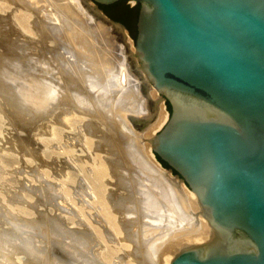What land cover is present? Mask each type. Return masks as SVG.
I'll return each mask as SVG.
<instances>
[{
    "label": "water",
    "instance_id": "95a60500",
    "mask_svg": "<svg viewBox=\"0 0 264 264\" xmlns=\"http://www.w3.org/2000/svg\"><path fill=\"white\" fill-rule=\"evenodd\" d=\"M77 1L84 29L119 51L141 109L112 103L107 117L186 222L147 262L204 219L207 238L165 264H264V0H127L140 5L136 38L100 7L120 0ZM71 3L60 8L75 22Z\"/></svg>",
    "mask_w": 264,
    "mask_h": 264
},
{
    "label": "rangeland",
    "instance_id": "374dc122",
    "mask_svg": "<svg viewBox=\"0 0 264 264\" xmlns=\"http://www.w3.org/2000/svg\"><path fill=\"white\" fill-rule=\"evenodd\" d=\"M69 1L78 21H70L60 8ZM76 3L0 0V67L19 61L25 85L50 86L49 98L33 115L19 110L18 94L0 72V264H47L49 257L50 264H152L147 262L151 244L186 229L185 221L170 225L172 217L179 218L177 223L181 217L170 214L163 200L161 207L147 208L148 200L160 195L169 203V192L138 156L125 152L129 137L123 125L107 117L112 103L132 106V112L141 109L128 82L116 78L127 73L119 69V51L99 43L101 31L84 29ZM78 35L85 44L77 43ZM96 84L110 94L105 109L95 105ZM54 86L60 96L55 99ZM144 227L149 235H143ZM7 237L13 243L10 261L2 257ZM192 240L163 245L156 263H165V256Z\"/></svg>",
    "mask_w": 264,
    "mask_h": 264
},
{
    "label": "bare ground",
    "instance_id": "6f19581e",
    "mask_svg": "<svg viewBox=\"0 0 264 264\" xmlns=\"http://www.w3.org/2000/svg\"><path fill=\"white\" fill-rule=\"evenodd\" d=\"M53 1V0H52ZM37 2V1H36ZM3 23V22H2ZM59 31V30H58ZM63 31V30H62ZM76 39V41H77V43H83V41H84V39L80 36V35H78V37H76L75 38ZM83 44H85V43H83ZM9 59V58H8ZM21 63L19 62V61H10V60H7V62L5 63V64H3V66L2 67H0V72L2 73H0L2 76H4L5 77V79L7 80V81H9L11 84H12V86H14V91H16L17 92V94H18V96H19V98H20V101H19V107H20V109L19 110H21V111H23V110H27V111H29L30 113H32L33 115H37V111L39 110V107H40V105H41V103H44L45 104V100H47L48 98H49V96L47 95V94H49V93H45L46 92V90H48V88L50 87L49 85H46V83H45V85L44 84H40L39 82H37V81H34L32 84H29V85H25L24 83H23V81H22V73L24 72L23 71V68H22V65H20ZM0 75V76H1ZM24 78V77H23ZM116 78H119V80H120V82L121 83H125V84H127V82H128V76H127V73H125V72H123L122 71V73L120 74H117V77ZM5 80V81H6ZM28 80V79H27ZM25 81V80H24ZM31 83V82H30ZM94 85V84H93ZM92 85V88L93 87H95L96 88V94L98 95V97L96 98V103H95V105H97L98 107H100L99 105L101 104V106L102 107H104V109H105V103L107 104L108 103V101L111 99L110 98V94H108L107 92H106V89H104L103 90V88L102 89H100L99 88V85H97V87L96 86H93ZM47 86H49V87H47ZM53 86V85H52ZM51 86V87H52ZM51 89H53V88H51ZM39 90V91H38ZM41 91V92H40ZM95 91V90H94ZM57 92H58V88H56L55 86H54V99L55 98H57V97H60V96H57ZM45 93V94H44ZM16 95V94H15ZM41 95H43V97L41 98L40 96ZM60 95V94H59ZM97 95H95V96H97ZM15 97H17V96H15ZM81 99V98H80ZM16 100V99H15ZM79 100V99H78ZM82 100V102L84 101V99H81ZM85 100H87V99H85ZM108 100V101H107ZM50 101H51V99H50ZM89 101V100H88ZM18 102V101H17ZM85 102H87V101H85ZM81 104V103H80ZM82 105V104H81ZM84 105V104H83ZM82 105V106H83ZM89 105V104H88ZM90 106V105H89ZM85 107H87V106H85ZM18 109V108H17ZM22 114H23V112H22ZM154 184H156V183H154ZM153 185V184H152ZM151 187V186H150ZM158 187V186H157ZM161 187H163L162 185H161ZM148 188V187H147ZM153 188V187H152ZM159 188V187H158ZM149 189V188H148ZM154 189V188H153ZM160 189V188H159ZM151 190V189H150ZM150 190H148V191H150ZM155 190V189H154ZM162 190V189H161ZM155 192L157 193L158 191L157 190H155ZM155 192H151V194L153 193H155ZM160 192V191H159ZM155 193V195L154 196H158V194H156ZM153 194H152V196H153ZM166 194V193H165ZM148 195H150V193H148ZM168 195H169V193H168ZM153 196V197H154ZM159 197V196H158ZM169 197V196H168ZM146 198H147V196H146ZM164 199H166V198H163V195H160V197L159 198H156V199H154V198H150V200H148V202L146 203V205H147V208L148 207H151L152 206V208L153 209H155V208H159V207H161V202H162V200H163V203H165L166 204V206L168 207L170 204L167 202V201H164ZM164 206V205H163ZM170 207V206H169ZM170 209H172V211L171 212H169L170 214L172 213L174 216L175 215H179L178 214V212H177V210H176V208H170ZM152 210V209H151ZM162 210H163V208H162ZM167 210V209H166ZM148 211H150V210H148ZM153 211V210H152ZM158 211V210H157ZM165 212V211H164ZM166 213V212H165ZM152 214H153V212H152ZM172 215V216H173ZM168 217H170V216H168ZM165 218V217H164ZM167 219V218H166ZM170 219V218H169ZM171 219H173L174 220V223L171 221V220H168V222L170 223V225H172V226H181V224H183L184 223V220L181 218V220L177 223V221H178V219L179 218H177V217H175V218H171ZM175 222H176V224H175ZM40 224V223H39ZM35 226V225H34ZM18 228V227H17ZM149 227H147V229L144 227V229H143V235H144V231H147V230H149L148 229ZM20 229V228H19ZM27 229H28V227H27ZM50 229V228H49ZM23 230H26L25 228H23ZM30 230V229H29ZM47 230V229H46ZM17 231V230H16ZM28 231V230H27ZM150 231V230H149ZM40 232V231H39ZM20 233V232H19ZM37 233V232H36ZM12 234V233H11ZM18 234V233H17ZM37 234H39V233H37ZM46 234H47V232H46ZM70 234V233H69ZM149 235V233H148V231L146 232V234L145 235ZM151 234V236H152V233H150ZM7 236V235H6ZM72 236V235H71ZM15 237V236H14ZM13 237V239H15ZM22 237V236H21ZM38 237V236H37ZM40 237V236H39ZM44 237V236H43ZM146 237V236H145ZM149 237V236H148ZM8 238L9 237H7V238H3V240H4V248H3V251H2V254L4 253V255H5V253H6V255L4 256H2L3 257V259L5 260V259H7V260H9V254H11L12 253V251H11V245H9V241L10 240H8ZM65 238V237H64ZM195 238V239H194ZM204 238H207V234H206V228H205V222H204V219H200V225H199V231H198V233H197V235H195V237H191V240L192 239H194V240H200V239H204ZM13 239H11L12 241H13ZM18 239V238H17ZM47 239V238H46ZM147 239V238H146ZM150 239V238H149ZM159 239V238H158ZM8 240V241H7ZM29 240H31V239H29V237H28V243L26 244L27 246H29L30 245V247L33 245V241L30 243L29 242ZM73 240H75L76 241V238L75 239H73ZM72 239L71 240H69V242L68 243H70L69 244V246L71 247L72 245H71V242L73 241ZM78 240V239H77ZM194 240H192V242L194 241ZM40 241V240H39ZM38 241V242H39ZM41 241H44V240H41ZM80 241H82L81 239H80ZM85 241V240H84ZM83 241V242H84ZM150 241H151V239H150ZM2 242V241H1ZM8 242V244H7V246H6V243ZM13 242H16V241H13ZM20 242H21V244H23L22 243V241L20 240ZM65 242V241H64ZM82 242V243H83ZM10 243H12L11 241H10ZM17 243H19L18 241L16 242V244ZM30 243V244H29ZM39 243H42V242H39ZM77 243V242H76ZM86 243H89V242H86ZM13 244V243H12ZM29 244V245H28ZM37 243H35V245H36ZM72 244H74V243H72ZM90 244V243H89ZM38 245V244H37ZM36 245V246H37ZM43 247H45L44 246V243H42L41 244ZM77 245V246H76ZM83 245V244H82ZM152 246H151V248H153V243L151 244ZM11 246V247H10ZM15 246V245H14ZM13 246V249H15L16 248V246L14 247ZM18 246V245H17ZM21 246H23V245H20V247ZM74 246H76V247H79L78 246V244H74ZM74 246H73V248H74ZM87 246V245H86ZM90 246V245H89ZM81 247H83V246H81ZM88 247V246H87ZM2 248V247H1ZM26 247H25V244H24V248L23 249H25ZM37 248H38V246H37ZM42 247L40 246V249H41ZM73 248H69L70 249V251H71V249H73ZM88 248H90V247H88ZM16 249H18V248H16ZM31 249H34L35 250V248H31ZM45 249V248H44ZM43 249V250H44ZM47 249V248H46ZM82 249V248H81ZM83 249H86L85 248V245H84V247H83ZM164 249V248H163ZM19 250V249H18ZM26 250H27V248H26ZM37 250V252H38V249H36ZM14 251H16V250H14ZM29 250H27V252H28ZM32 251V250H31ZM42 251V250H41ZM17 252V251H16ZM34 252V251H33ZM43 252V251H42ZM45 252V251H44ZM77 252L78 251H76V248H75V250H74V253H76L77 254ZM31 253V252H30ZM29 253V254H30ZM39 253V252H38ZM46 253V252H45ZM84 253H86V252H84ZM88 253V252H87ZM89 255V254H88ZM92 255V254H91ZM29 257V256H28ZM31 257V256H30ZM42 257V256H41ZM40 257V258H41ZM79 257V256H78ZM77 257V258H78ZM165 257H168V255L167 256H165ZM46 258H47V255H46ZM158 257H155V259H157ZM34 259H36V258H34ZM41 259H45V257L43 258H41ZM49 259H50V257H49ZM46 259L47 260V262H50V261H52V262H50V263H53V259ZM88 259V258H87ZM33 260V259H32ZM49 260V261H48ZM10 261V260H9ZM38 261V260H37ZM45 261V260H44ZM42 262V264H46L45 262ZM88 262V261H87ZM7 263V262H6ZM33 263H35L36 264V262H35V260L33 261ZM39 263V262H38ZM50 263H47V264H50ZM163 264H165V263H163Z\"/></svg>",
    "mask_w": 264,
    "mask_h": 264
},
{
    "label": "trees",
    "instance_id": "16d2710c",
    "mask_svg": "<svg viewBox=\"0 0 264 264\" xmlns=\"http://www.w3.org/2000/svg\"><path fill=\"white\" fill-rule=\"evenodd\" d=\"M102 9L110 16L112 19L123 23L136 38L137 36V20L139 15L140 5L130 6L127 0H120L111 5H100ZM135 30V33L133 32ZM168 110L171 112V104L167 101ZM159 161L166 167H169L166 162L158 157Z\"/></svg>",
    "mask_w": 264,
    "mask_h": 264
}]
</instances>
